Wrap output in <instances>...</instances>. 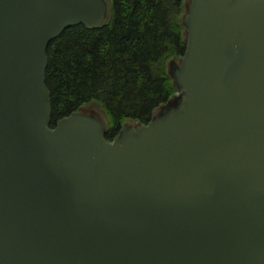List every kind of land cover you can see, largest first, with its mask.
I'll list each match as a JSON object with an SVG mask.
<instances>
[{"label": "water", "instance_id": "obj_1", "mask_svg": "<svg viewBox=\"0 0 264 264\" xmlns=\"http://www.w3.org/2000/svg\"><path fill=\"white\" fill-rule=\"evenodd\" d=\"M108 0H0V264H264V0H184L174 95L105 139L50 127L48 45Z\"/></svg>", "mask_w": 264, "mask_h": 264}, {"label": "trees", "instance_id": "obj_2", "mask_svg": "<svg viewBox=\"0 0 264 264\" xmlns=\"http://www.w3.org/2000/svg\"><path fill=\"white\" fill-rule=\"evenodd\" d=\"M100 29H66L47 48L50 127L96 105L111 141L125 122L146 124L174 95L167 67L185 52L184 0H108Z\"/></svg>", "mask_w": 264, "mask_h": 264}, {"label": "rangeland", "instance_id": "obj_3", "mask_svg": "<svg viewBox=\"0 0 264 264\" xmlns=\"http://www.w3.org/2000/svg\"><path fill=\"white\" fill-rule=\"evenodd\" d=\"M89 108L92 109V110H96V111H98L101 114L100 109L96 105H92Z\"/></svg>", "mask_w": 264, "mask_h": 264}]
</instances>
